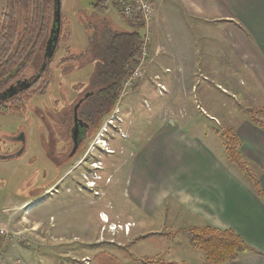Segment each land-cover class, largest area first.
<instances>
[{"label":"rangeland","instance_id":"1","mask_svg":"<svg viewBox=\"0 0 264 264\" xmlns=\"http://www.w3.org/2000/svg\"><path fill=\"white\" fill-rule=\"evenodd\" d=\"M90 3L92 0H61L60 17L65 22L62 30L69 35V41L67 44L58 43L53 54L50 62L53 78L50 79L48 89L33 98L22 115L0 112V157L17 150L11 144V136L24 131L28 138L27 152L23 157L0 158V264H94V256L103 251H108V255L116 257L123 264H169L170 261L205 264L204 255L194 248L188 235L179 233L173 239L159 235H168L189 227L184 223L177 226L168 215L163 222L146 221L144 230L136 229V233L141 232L146 238L135 241L131 234L123 239L124 230L117 228L113 231L114 237L104 231L105 237L98 238L102 230L98 213L104 211L109 214L120 209L128 214L129 206L123 196V185L131 156L165 119L174 118L190 134L203 136L225 161L228 159L222 140L214 134L224 129L233 130L234 120L239 117H254L264 124V112L252 111L264 109V101L254 89H248L249 84L243 86L247 82V73L237 60L235 52L231 49L229 52V45L222 40L211 41V45L215 50L217 63L226 58L224 76L206 80L198 77L193 82L197 88L195 97L201 101L208 91L211 106L218 108L209 110L201 102L202 110L199 111V107L196 108L194 104L195 97L186 93L188 87L185 85L182 90L177 80L170 75L162 74L161 82L164 84L165 80L169 83L166 88L168 93L159 94L155 88L156 81L146 76V70L138 83L139 88L119 101L112 113L113 117L110 115L104 118L101 127L107 120L111 122L106 126V132H102L103 127L93 139L96 149L92 153L100 156L103 171H93L94 174L90 177L89 171L85 172L86 167L81 166L71 177L57 183L54 192L28 202L35 197L36 191L42 192L54 185L64 173L47 162L45 157L53 146L47 142L45 120H37L33 112L43 104L50 103L51 94L60 86L59 83L69 93L70 86L75 82H87L91 79L95 69L97 70L95 67H98L87 54L94 32H100L104 24L113 32L131 30L114 7H110L105 15L96 16ZM1 14L0 7V17ZM199 42L202 46L206 41L201 38ZM43 50L44 48L34 66L25 72V78L40 69ZM69 54L79 56L76 60L79 68L70 74L68 71L72 68H69L70 70H66L67 74H64L57 68L60 69V60ZM228 61L231 63L230 80ZM222 88L228 94H222ZM210 116L217 121L210 119ZM100 134H103L102 138ZM108 152L114 154L108 157ZM230 165L241 173L236 165ZM98 176L101 177L100 180L91 179ZM91 180L93 187L90 189L87 185ZM80 226L86 227L81 229ZM104 229L107 230L106 225ZM81 235L89 238H74Z\"/></svg>","mask_w":264,"mask_h":264},{"label":"crops","instance_id":"2","mask_svg":"<svg viewBox=\"0 0 264 264\" xmlns=\"http://www.w3.org/2000/svg\"><path fill=\"white\" fill-rule=\"evenodd\" d=\"M148 1L154 8L150 50L153 61L146 76L154 81L158 76L156 83L164 86L163 94L168 93L169 83L161 82L162 74L176 79L182 90L186 85L187 95L194 97L195 79L224 76L226 58L217 63L211 45L219 39L229 45V52H235L247 73L243 86L249 84L248 89H254L264 101V0ZM201 38L206 41L202 46ZM228 64L230 80V61ZM221 92L228 94L223 88ZM205 95L201 101L193 98L196 108L202 110L201 102L209 110L218 108L211 106L208 91ZM260 110L264 112L263 108ZM210 119L217 121L213 116ZM234 122L232 131L239 139L240 152L253 166L264 192V129L249 118L239 117ZM213 148L210 141L190 134L176 119H165L131 156L123 185L128 214L120 209L109 214L100 211L98 219L103 214L111 225L130 224L129 232L123 233L122 238L131 234L135 241L146 238L136 229L144 230L146 221L163 222L167 215L174 224L189 226L186 229L209 225L233 232L254 251L224 264H264V203L255 195L248 179ZM99 237H105L104 232Z\"/></svg>","mask_w":264,"mask_h":264},{"label":"trees","instance_id":"3","mask_svg":"<svg viewBox=\"0 0 264 264\" xmlns=\"http://www.w3.org/2000/svg\"><path fill=\"white\" fill-rule=\"evenodd\" d=\"M117 0H92L93 13L105 15L110 7L118 11ZM2 14L0 17V94L16 80L25 78V72L34 66L49 36L52 24L53 0H0ZM119 13V11H118ZM94 14V15H95ZM120 15V13H119ZM129 31H111L104 24L100 32H94L91 47L87 54L97 68L95 81L102 84L101 94L111 98V107L117 106L121 84L129 77L140 56L142 29L138 17L125 20ZM61 19L59 44H67L69 35L64 29ZM96 31V30H95ZM71 55V54H69ZM40 73L36 83L25 92L0 103V112L22 115L26 105L35 97L48 89L53 77L50 65ZM66 70V69H64ZM39 74V70L37 71ZM258 112V110H252ZM107 115V114H106ZM249 121L264 129L260 123L250 117ZM225 150L226 158L236 165L244 177L248 179L255 195L264 203L262 191L253 166L244 159L240 152L237 135L229 129L217 132ZM188 235L190 243L200 251L205 264H224L237 261L242 255L254 253L233 232L218 230L206 225L202 228H189L167 234H159L167 238H175L177 234ZM94 264H123L116 257L107 253H99L93 258ZM141 263V261H138ZM143 264H150L144 262ZM171 264V263H169Z\"/></svg>","mask_w":264,"mask_h":264},{"label":"flooded vegetation","instance_id":"4","mask_svg":"<svg viewBox=\"0 0 264 264\" xmlns=\"http://www.w3.org/2000/svg\"><path fill=\"white\" fill-rule=\"evenodd\" d=\"M78 57L79 56H74V54L64 56L58 64L60 69H57L60 70L61 73L67 74L66 70L72 68L68 71L69 74L72 73L75 69L79 68V64H77L76 61ZM52 60L50 62H52ZM50 62L48 65H50ZM37 73L38 72L25 79L36 77L38 75ZM94 75L90 77L91 79L87 82H75L73 86H70L69 93L62 86V83H59L60 86L51 94L50 103L43 104L41 108L38 107L36 111L33 112L36 114L35 118L37 120H45L46 127L44 130L48 133L47 142L52 143L53 146L45 157L47 162H49L52 167L54 166V169L59 171L63 170L64 173L58 178L54 185L44 189L42 192L40 190L36 191L35 197L28 200L29 203L32 200L39 199L42 196L54 192L57 183L71 177L81 166L86 167L85 172L88 170L91 175L90 177L93 176V171H103V163L99 161L100 156H96L92 153L94 149H96L93 139L101 129L104 118L114 113V108L111 107V98L104 97L100 93L103 87H99V83L93 78ZM25 79H20V81ZM15 83L13 85H15ZM35 83L36 82L32 83L30 88ZM8 99L7 96L0 94V103L3 104ZM9 139L12 142L11 144L17 147V150L3 155L0 158L19 159L23 157L28 148V138L25 132L19 131L15 136H11ZM113 154L114 152H108L106 156L109 157V155L112 156ZM93 164H95V167H93ZM91 179L100 180L101 177L98 176V178L95 177Z\"/></svg>","mask_w":264,"mask_h":264},{"label":"built area","instance_id":"5","mask_svg":"<svg viewBox=\"0 0 264 264\" xmlns=\"http://www.w3.org/2000/svg\"><path fill=\"white\" fill-rule=\"evenodd\" d=\"M117 7L120 15L124 20H131L134 17H138L141 29H142V43L140 46V56L139 60L136 63V66L132 70L131 74L127 79H125L121 84V90H120V96L118 99L119 101L123 100V98L128 95L129 92L137 89L139 81L143 78V75L145 74L148 65H150V62H152L151 58V45H152V22L154 19V8L153 5L148 0H117ZM155 81H158V76L154 77ZM158 91V93L165 92V88L163 85H161L159 82L156 83L155 87ZM116 106V107H117ZM116 113V112H115ZM111 117H113L111 115ZM108 124H111L110 120H107V122L104 124L102 132H106V126ZM100 136H103V134H100ZM98 143V142H97ZM98 145V144H97ZM110 153V152H109ZM112 153V152H111ZM95 167V165H93ZM91 183L88 184V188L93 187V180L90 181ZM100 220L104 223V225L107 226V230L104 229V225L102 226L101 233L104 231L110 233L111 235L114 234V230L117 229H123L124 233L129 232L130 224L123 225V228L121 226L116 225H108V219L105 217V215L100 214L99 215ZM85 261V260H84ZM86 263V262H85ZM88 264V263H86Z\"/></svg>","mask_w":264,"mask_h":264},{"label":"water","instance_id":"6","mask_svg":"<svg viewBox=\"0 0 264 264\" xmlns=\"http://www.w3.org/2000/svg\"><path fill=\"white\" fill-rule=\"evenodd\" d=\"M61 0H53V14H52V24L49 29V36L47 41L45 42L44 50H43V63L41 67H39V74L36 77H31L29 79H25L23 81L17 80L15 85L9 86L3 93V96H7L8 98H12L17 94L27 90L30 88L32 83L36 82L39 78L40 73H42L48 66L49 62L53 59L58 45L60 32H61Z\"/></svg>","mask_w":264,"mask_h":264},{"label":"bare ground","instance_id":"7","mask_svg":"<svg viewBox=\"0 0 264 264\" xmlns=\"http://www.w3.org/2000/svg\"><path fill=\"white\" fill-rule=\"evenodd\" d=\"M88 187V186H87ZM106 217V216H105Z\"/></svg>","mask_w":264,"mask_h":264}]
</instances>
